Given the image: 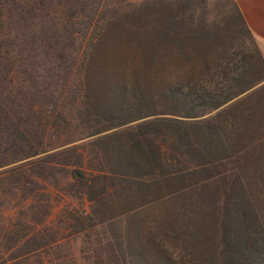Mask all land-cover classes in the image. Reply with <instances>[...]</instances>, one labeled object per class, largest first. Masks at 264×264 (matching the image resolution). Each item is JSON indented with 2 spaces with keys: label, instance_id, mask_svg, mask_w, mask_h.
I'll list each match as a JSON object with an SVG mask.
<instances>
[{
  "label": "trees",
  "instance_id": "1",
  "mask_svg": "<svg viewBox=\"0 0 264 264\" xmlns=\"http://www.w3.org/2000/svg\"><path fill=\"white\" fill-rule=\"evenodd\" d=\"M234 4L237 23L223 33L170 19L178 9L151 23L149 7L0 0V169L14 189L49 181L52 159L68 172L67 152L79 164L90 155L135 202H154L113 251L125 264H264V56ZM161 100L191 106L193 119L160 116ZM85 139L81 152L74 142ZM80 173L96 216L114 212L111 191L93 195ZM46 197L30 222L49 218ZM37 237L40 246L21 247ZM12 238L0 259L30 260L50 243Z\"/></svg>",
  "mask_w": 264,
  "mask_h": 264
},
{
  "label": "rangeland",
  "instance_id": "2",
  "mask_svg": "<svg viewBox=\"0 0 264 264\" xmlns=\"http://www.w3.org/2000/svg\"><path fill=\"white\" fill-rule=\"evenodd\" d=\"M96 1L109 9H119L123 14L139 12L138 10L142 11L144 7H149L146 12L141 13L143 20L151 23H154L156 18L168 17L169 13H174L177 9L179 16L170 14V19L182 18L186 26L194 22L196 25L207 23L215 30H222L225 33L233 30L237 23L234 0H194V2L190 0H149L153 4L151 6H148L145 0ZM255 42L262 51L258 41L255 40ZM262 54L264 56L263 51ZM160 102H163L160 107L162 112H167L160 116L192 120V117L186 116L194 115L196 112L189 105H178L165 100ZM152 117L154 116H150ZM77 132L74 130V135L77 136ZM91 140L93 139L74 143L78 145L81 152L85 150L88 152L92 147ZM60 160L70 162L68 172L60 174L59 168L61 167L58 160L52 159L50 166L57 168L54 172L56 176L49 173V181L43 182L41 186L27 184L14 189L13 185L16 183H12L11 179L6 177L3 173L4 168L0 169V249L5 251V248L12 247L8 251H14L15 243L12 237L15 233H37L38 236H48L45 239L50 240V243L45 247H40L30 260L25 258L15 260L7 253L4 258L0 259V262L8 261L9 264H125L122 254L120 258H117L113 251L127 248L128 245L121 241L123 239L121 234L126 239V231L131 230V227L134 228L137 224H133L138 219L150 218L154 214V202L147 204L135 202L132 186L125 184L116 188V185H120L119 180L111 176L108 171H102L104 164H99L90 155L83 164L77 163L79 159L75 152H67ZM105 168L109 170L107 165ZM81 170L89 179V189L93 195L104 196L111 191L109 197L117 206L114 212L103 216L104 213L100 210L101 214L96 216L93 201L87 193L88 187L83 181L76 179V177L80 178ZM56 180H60L59 185L58 183L53 184ZM24 192L30 196L29 199L25 198ZM47 194H49L51 204L49 218L42 223L30 222L31 216H35L34 218L38 221L42 218ZM191 202L195 203V200L189 198L188 204ZM90 215H95V224L88 218ZM111 215H115L116 219L104 222L101 220L102 217ZM39 244L41 242L37 237L32 241L29 239L21 247L31 248L40 246Z\"/></svg>",
  "mask_w": 264,
  "mask_h": 264
},
{
  "label": "crops",
  "instance_id": "3",
  "mask_svg": "<svg viewBox=\"0 0 264 264\" xmlns=\"http://www.w3.org/2000/svg\"><path fill=\"white\" fill-rule=\"evenodd\" d=\"M235 2L264 52V0H235Z\"/></svg>",
  "mask_w": 264,
  "mask_h": 264
}]
</instances>
